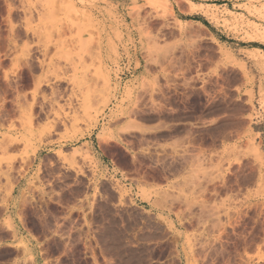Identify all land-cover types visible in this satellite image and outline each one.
I'll use <instances>...</instances> for the list:
<instances>
[{
  "label": "rangeland",
  "instance_id": "374dc122",
  "mask_svg": "<svg viewBox=\"0 0 264 264\" xmlns=\"http://www.w3.org/2000/svg\"><path fill=\"white\" fill-rule=\"evenodd\" d=\"M0 264H264V0H0Z\"/></svg>",
  "mask_w": 264,
  "mask_h": 264
},
{
  "label": "bare ground",
  "instance_id": "6f19581e",
  "mask_svg": "<svg viewBox=\"0 0 264 264\" xmlns=\"http://www.w3.org/2000/svg\"><path fill=\"white\" fill-rule=\"evenodd\" d=\"M155 1H157V0H155Z\"/></svg>",
  "mask_w": 264,
  "mask_h": 264
}]
</instances>
